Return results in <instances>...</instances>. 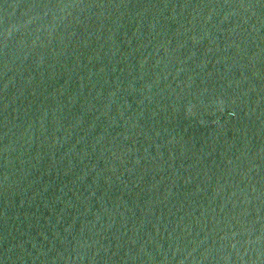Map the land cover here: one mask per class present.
I'll return each mask as SVG.
<instances>
[{
    "label": "water",
    "instance_id": "water-1",
    "mask_svg": "<svg viewBox=\"0 0 264 264\" xmlns=\"http://www.w3.org/2000/svg\"><path fill=\"white\" fill-rule=\"evenodd\" d=\"M0 264H264V0H0Z\"/></svg>",
    "mask_w": 264,
    "mask_h": 264
}]
</instances>
